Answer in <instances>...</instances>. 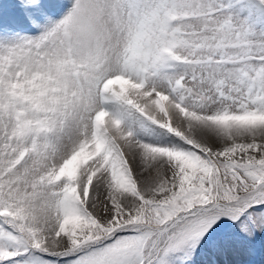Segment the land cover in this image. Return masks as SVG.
<instances>
[{
	"label": "snow or ice",
	"instance_id": "1",
	"mask_svg": "<svg viewBox=\"0 0 264 264\" xmlns=\"http://www.w3.org/2000/svg\"><path fill=\"white\" fill-rule=\"evenodd\" d=\"M233 255L264 264V0H0V264Z\"/></svg>",
	"mask_w": 264,
	"mask_h": 264
},
{
	"label": "rangeland",
	"instance_id": "2",
	"mask_svg": "<svg viewBox=\"0 0 264 264\" xmlns=\"http://www.w3.org/2000/svg\"><path fill=\"white\" fill-rule=\"evenodd\" d=\"M228 259L232 262V264H246L249 257L244 255H233L228 257ZM256 259L259 260L260 257H256Z\"/></svg>",
	"mask_w": 264,
	"mask_h": 264
}]
</instances>
